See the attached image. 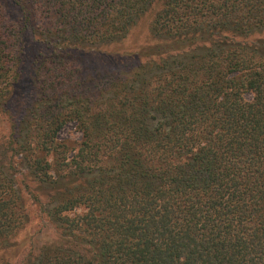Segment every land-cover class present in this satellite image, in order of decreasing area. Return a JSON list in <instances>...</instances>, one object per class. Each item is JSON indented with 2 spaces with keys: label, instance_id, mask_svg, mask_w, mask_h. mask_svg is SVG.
I'll list each match as a JSON object with an SVG mask.
<instances>
[{
  "label": "trees",
  "instance_id": "1",
  "mask_svg": "<svg viewBox=\"0 0 264 264\" xmlns=\"http://www.w3.org/2000/svg\"><path fill=\"white\" fill-rule=\"evenodd\" d=\"M27 65L0 144V253L26 220L21 177L74 245L20 264H264V0H0V118Z\"/></svg>",
  "mask_w": 264,
  "mask_h": 264
},
{
  "label": "rangeland",
  "instance_id": "2",
  "mask_svg": "<svg viewBox=\"0 0 264 264\" xmlns=\"http://www.w3.org/2000/svg\"><path fill=\"white\" fill-rule=\"evenodd\" d=\"M149 20L147 18L142 19L139 23V26L135 29L134 34L132 36L134 44L131 42H128L127 45L129 47H132L133 45L140 44L139 42L143 43V41L149 40L148 35V26ZM137 32L141 33V41H135L134 37ZM68 54L69 56L74 57V51H66L63 53V55ZM76 54V53H75ZM78 56H81L85 60L86 68L89 70H96L100 71L103 69L104 66L100 65L99 63H95V55H91L90 53H84L83 55L81 53L77 54ZM28 66V65H27ZM94 66H96L94 68ZM82 67V66H81ZM28 76H26V82L27 85L25 86V89L22 87L19 90L15 91V95L12 97V100L8 106L11 119L7 120L6 116H3L0 118V144L5 143V140L7 139V136L9 135V132L11 131V121H17L20 119L23 113V109L27 106L28 102V94H29V79L31 76V70L29 66L27 67V73ZM243 98L246 100H251L252 95L250 93H245L243 95ZM13 119V120H12ZM81 138L80 133L75 129V126L73 123L67 124L62 130H60L57 134V140L58 141H69L72 143V146L74 147V142H78ZM3 149V145L1 146ZM74 149V148H73ZM74 154V150H72L70 153L66 155V161L70 160L72 158V155ZM21 155L18 157L17 161L15 163H21L20 161ZM48 163H55V157L53 155L49 154L47 157ZM19 171L21 173H25L26 171L24 168H19ZM18 181L20 182V188L22 189L21 195L23 200L22 205V211L23 214L26 216V220H24L23 224L21 225L20 229H18L13 237V241L16 243V246L14 248H11L6 253H0V256L4 255L6 259H8L11 264H20L21 262H24L27 255H36L39 254L43 247H55V246H61V247H69L74 245V240L61 237V231L62 229H58L56 225L52 222L51 218L48 217L43 211L40 210L39 204L35 203L34 200L30 197L29 194H27V190L25 189V184L29 185V188L34 187L32 183H29V180H22L21 177L18 178ZM41 196L40 203L45 205L48 202L50 203L49 198V191L47 189L41 190ZM45 207V206H44ZM85 213V209L83 207H76L71 208V210L64 212L63 217L67 220V224L64 223L63 225L66 227L67 232L72 233L74 235V229L69 230L68 223H74V217L82 215ZM73 221V222H72ZM71 238V237H70Z\"/></svg>",
  "mask_w": 264,
  "mask_h": 264
}]
</instances>
